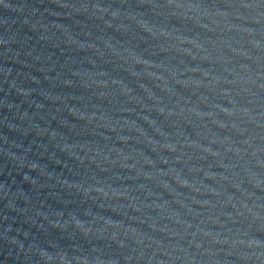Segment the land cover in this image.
Returning <instances> with one entry per match:
<instances>
[{"label":"water","instance_id":"obj_1","mask_svg":"<svg viewBox=\"0 0 264 264\" xmlns=\"http://www.w3.org/2000/svg\"><path fill=\"white\" fill-rule=\"evenodd\" d=\"M0 264H264V0H0Z\"/></svg>","mask_w":264,"mask_h":264}]
</instances>
